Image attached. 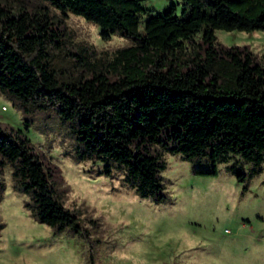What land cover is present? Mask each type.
Instances as JSON below:
<instances>
[{
  "label": "trees",
  "instance_id": "1",
  "mask_svg": "<svg viewBox=\"0 0 264 264\" xmlns=\"http://www.w3.org/2000/svg\"><path fill=\"white\" fill-rule=\"evenodd\" d=\"M144 1L0 0V92L23 113L53 109L77 140L76 158L121 171L141 197L165 198L164 152L235 158L229 168L246 187L264 159V65L215 31H264V0H180L179 12L176 3L150 12ZM70 14L99 26L102 39L130 43L96 55L74 39ZM28 125L0 123V197L8 164L36 220L80 232V212L63 204L56 166ZM237 159L251 163L248 173Z\"/></svg>",
  "mask_w": 264,
  "mask_h": 264
},
{
  "label": "rangeland",
  "instance_id": "2",
  "mask_svg": "<svg viewBox=\"0 0 264 264\" xmlns=\"http://www.w3.org/2000/svg\"><path fill=\"white\" fill-rule=\"evenodd\" d=\"M180 0H145L150 12ZM75 40L95 54L111 52L130 40L120 35L102 39L100 28L70 14ZM225 46H246L264 65V31H215ZM31 143L56 166L63 204L80 212V232H59L36 220L25 207L28 195L12 186L10 165L1 178L0 264H264V159L244 182L224 161L211 156L188 160L164 152L161 171L165 198L139 196L121 171L100 172L102 163L77 159V140L53 109L23 113L0 92V123L24 128ZM243 172L251 163L237 159Z\"/></svg>",
  "mask_w": 264,
  "mask_h": 264
}]
</instances>
